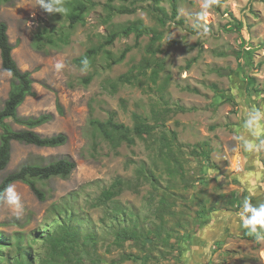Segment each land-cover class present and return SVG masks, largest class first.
Wrapping results in <instances>:
<instances>
[{"label": "rangeland", "instance_id": "rangeland-1", "mask_svg": "<svg viewBox=\"0 0 264 264\" xmlns=\"http://www.w3.org/2000/svg\"><path fill=\"white\" fill-rule=\"evenodd\" d=\"M94 1L97 8L73 30L70 44L45 51L34 47L36 34L67 25L65 14L43 12L38 0L0 6L14 59L34 80L36 96L19 115H51L35 131L68 139L57 148L14 142L0 183L24 164L62 158L76 163L68 178L38 183L45 202L27 185L13 184L24 209L17 214L0 204V264H264V241L249 235L238 215L246 198L264 203V147H255L264 140V122L254 134L243 127L250 110L264 111V0H227L220 8L216 2L204 19L198 18L201 0H163L166 15L173 2L178 9L167 22L153 10V0H143L131 5L134 14L115 15L109 23L107 0ZM137 20L161 39L132 34L103 49L91 65L76 64L113 28ZM126 47L131 51L125 60L114 64ZM123 75L132 82L119 83ZM11 83L0 55V109ZM111 112L128 127L138 114L157 128L148 140L113 148L91 125ZM241 136L252 149L242 147ZM202 144L208 145L209 161ZM142 167L146 177L138 174ZM117 179L130 186L113 202L100 203ZM64 224L77 229L79 239L60 256L47 239ZM122 230L137 238L117 243Z\"/></svg>", "mask_w": 264, "mask_h": 264}, {"label": "trees", "instance_id": "trees-1", "mask_svg": "<svg viewBox=\"0 0 264 264\" xmlns=\"http://www.w3.org/2000/svg\"><path fill=\"white\" fill-rule=\"evenodd\" d=\"M14 0H0V6L11 4ZM163 0H153V10L158 14L159 19L165 22L175 20L178 16V9L176 2H173V9L171 16L166 15L165 10L161 7ZM227 0H216V6L221 7ZM120 5L116 6L115 3ZM143 2V0H107L105 10L107 12L106 23H109L115 15L134 14L135 9L131 5H136ZM62 5L68 9L65 14L67 25L60 27H45L36 34L34 47L38 51H45L48 48L58 49L68 46L70 44L72 32L80 25L86 24L87 16L94 11L98 3L94 0H62ZM132 34L136 39L142 36L151 34L152 41L156 42L161 39V36L148 29L140 20L131 24L117 26L113 28L105 37L104 42L98 47L89 49L83 57L75 60L76 64L85 66L84 61L91 65L94 58L103 51L106 47L112 46L119 38H128ZM14 46L11 44L8 34V25L5 22H0V55L2 69L10 74L12 78L11 90L3 107L0 109V126L2 133L0 135V173L6 170L12 158V144L19 142L38 148H57L64 146L67 143V136L65 134H58L50 137L41 136L35 131L36 128L41 127L52 119L51 115H41L39 117H21L18 113L19 108L25 103L29 97H35L34 80L31 72L22 71L13 56ZM131 51L130 47H126L121 55L113 59L111 54L108 58H112L114 64L122 63L126 56ZM107 52V51H106ZM86 64V65H87ZM119 83H131L130 75H123L118 79ZM85 84L91 82V78H86ZM181 111L185 109L180 108ZM115 113L111 112L106 121L97 119L91 120V125L94 130L108 142L113 148H118L126 143L129 146L136 144L137 139L148 140L152 137L153 132L157 128L155 125H150L147 119L141 115H134L133 127H128L115 120ZM12 120L13 123L20 126L21 129H15L12 124L8 122ZM202 153L207 156L206 161H209V150L207 144H202ZM76 169V163L62 158L48 164L28 163L24 164L18 170L9 173L0 183V192H2L9 184L23 183L27 185L36 198L45 202L47 200L46 193L39 188L38 183L42 181H49L53 178H68ZM146 169L142 167L138 174L145 176ZM146 177V176H145ZM147 180L152 182L155 177L150 173ZM130 182L122 179H117L109 189L104 190L99 198L100 203L106 204L113 202L120 196L124 188L129 187ZM63 211H60L61 214ZM69 221H74L73 216ZM137 238L135 233L127 230H122L116 234V242L124 243L126 241H134ZM79 234L76 229L73 231L70 224H64L59 228L58 233L48 237L47 241L52 250L61 255L69 253V248L78 243Z\"/></svg>", "mask_w": 264, "mask_h": 264}, {"label": "clouds", "instance_id": "clouds-1", "mask_svg": "<svg viewBox=\"0 0 264 264\" xmlns=\"http://www.w3.org/2000/svg\"><path fill=\"white\" fill-rule=\"evenodd\" d=\"M215 3L216 0H201V11L198 13V18H206L208 10ZM38 8L49 15L63 14L68 11V9L62 5V0H38ZM197 27H201V25L197 23ZM203 31L207 33L209 29L204 27ZM84 64H87V60L84 61ZM262 122H264V111L254 108L247 113L243 127L245 130L254 134L255 130L261 126ZM240 139L243 141L242 147L244 149L249 150L253 148V144L245 137L241 136ZM255 147H264V140H261ZM0 204L8 205L17 214L22 213L24 209L21 195L12 184H9L0 192ZM238 215L240 217L241 227L246 229L249 235L254 236L257 242L264 241V203L257 206L246 198L242 202Z\"/></svg>", "mask_w": 264, "mask_h": 264}, {"label": "water", "instance_id": "water-1", "mask_svg": "<svg viewBox=\"0 0 264 264\" xmlns=\"http://www.w3.org/2000/svg\"><path fill=\"white\" fill-rule=\"evenodd\" d=\"M222 74L227 76V75H229V71L228 70H222Z\"/></svg>", "mask_w": 264, "mask_h": 264}]
</instances>
